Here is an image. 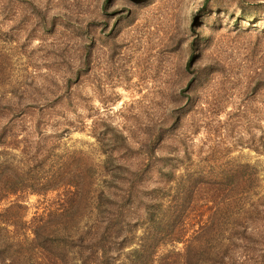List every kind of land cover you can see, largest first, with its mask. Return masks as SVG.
<instances>
[{
  "label": "rangeland",
  "instance_id": "rangeland-1",
  "mask_svg": "<svg viewBox=\"0 0 264 264\" xmlns=\"http://www.w3.org/2000/svg\"><path fill=\"white\" fill-rule=\"evenodd\" d=\"M0 160L31 186L0 203V264H49L38 228L74 259L104 194L123 254L182 217L155 264L188 240L264 264L240 240L264 231V0H0Z\"/></svg>",
  "mask_w": 264,
  "mask_h": 264
},
{
  "label": "trees",
  "instance_id": "trees-1",
  "mask_svg": "<svg viewBox=\"0 0 264 264\" xmlns=\"http://www.w3.org/2000/svg\"><path fill=\"white\" fill-rule=\"evenodd\" d=\"M12 166L8 160H0V203L10 196L31 187L26 185V180L22 174L18 172H15V175L12 174L14 170ZM102 194L104 193L102 192ZM77 195L79 196V193ZM101 196L97 204L98 217L105 215L107 211H109L110 216L108 214L105 216L107 221L98 222L97 220L95 229L90 232L89 237L79 235V240L76 243L71 240V244H74L73 247L77 249V256L74 259L70 258L69 246L65 242L66 239H59L60 241L56 242L50 240L52 238L46 237L40 228L35 231V246L46 253L49 264H116L121 260L120 258H122V264H155L159 249L164 244H167L168 240L184 242L186 229L183 224L185 219L180 220L182 217H179L177 226L170 223L169 219H162L144 227L140 243L136 244L129 254H123L125 253L124 248L130 244H126L123 248L122 243L120 248L121 237L122 235H125L124 237L133 236L136 232V227L134 225L122 226L120 221L125 218V211H120L116 208L117 202L114 201L115 198L111 199L105 194ZM102 198L108 200L111 206H108V203H104ZM183 201L186 205L190 198L185 196ZM176 219L178 218L176 217ZM241 229H243V237L240 239L242 243L251 245L254 248L262 246V243H264V231L262 228L256 229L253 233H249L245 227ZM117 240L119 241L118 243ZM187 242L188 245H186L182 264H248L254 261V259L249 258L248 261L241 259L236 262L233 257L231 258L232 250L230 246L225 245L218 251V260H206L201 257L200 253H193L194 251L198 252L203 246L200 247L199 244H195L191 240L185 243ZM243 248L247 249V246ZM252 250H250L251 254L254 253ZM123 255L125 258H123ZM162 264H167L166 259L162 260Z\"/></svg>",
  "mask_w": 264,
  "mask_h": 264
},
{
  "label": "bare ground",
  "instance_id": "bare-ground-1",
  "mask_svg": "<svg viewBox=\"0 0 264 264\" xmlns=\"http://www.w3.org/2000/svg\"><path fill=\"white\" fill-rule=\"evenodd\" d=\"M122 45H123V43H122Z\"/></svg>",
  "mask_w": 264,
  "mask_h": 264
}]
</instances>
